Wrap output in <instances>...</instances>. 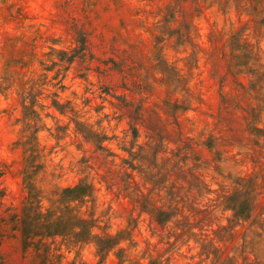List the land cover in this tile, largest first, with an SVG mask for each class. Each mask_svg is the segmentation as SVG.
I'll list each match as a JSON object with an SVG mask.
<instances>
[{"label":"rangeland","instance_id":"obj_1","mask_svg":"<svg viewBox=\"0 0 264 264\" xmlns=\"http://www.w3.org/2000/svg\"><path fill=\"white\" fill-rule=\"evenodd\" d=\"M0 264H264V0H0Z\"/></svg>","mask_w":264,"mask_h":264}]
</instances>
